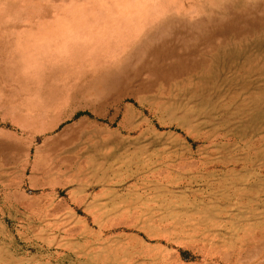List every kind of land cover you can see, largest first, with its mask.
Returning a JSON list of instances; mask_svg holds the SVG:
<instances>
[{
    "label": "rangeland",
    "instance_id": "obj_1",
    "mask_svg": "<svg viewBox=\"0 0 264 264\" xmlns=\"http://www.w3.org/2000/svg\"><path fill=\"white\" fill-rule=\"evenodd\" d=\"M262 1L175 0L174 5L177 12L227 5L243 18ZM74 3L0 0V36L23 30L41 14L62 17ZM220 22L211 27L218 29ZM222 25L226 34L212 36L193 52L201 57L197 67L168 82L151 77L146 87L133 82L120 96L88 91L73 101L64 96L38 101L37 91L11 89L0 80V243L16 254L0 247V264H63L57 258L62 248L51 250L52 259L35 258L31 243L39 238L53 243L51 234L39 230L47 224L32 223L22 215L24 208L15 215L4 195L17 189L34 194L27 184L13 183L28 171L36 147L54 144L49 142L55 137L63 140L65 129L79 128L83 114L101 125L117 110L114 126L126 134H119L112 163L120 177L133 179L134 191H125L140 200L135 216L116 219L103 237L86 234L91 238L83 245L104 244L110 256L103 259L104 252L92 247L78 264H264V20ZM2 55L0 65L7 60ZM126 106L135 109L131 117ZM86 143L96 146L97 138ZM74 145L77 151L79 142ZM86 153L87 161H94ZM131 207L123 208L126 214ZM86 222L97 227L105 221ZM29 228L36 229L35 236ZM54 236L57 241L59 233Z\"/></svg>",
    "mask_w": 264,
    "mask_h": 264
},
{
    "label": "bare ground",
    "instance_id": "obj_2",
    "mask_svg": "<svg viewBox=\"0 0 264 264\" xmlns=\"http://www.w3.org/2000/svg\"><path fill=\"white\" fill-rule=\"evenodd\" d=\"M174 2L75 0L62 17H34L23 30L0 36V60L2 53L7 58L0 80L11 89L37 91L38 101L58 96L73 101L88 91L120 96L133 82L141 87L152 83L149 77L168 82L197 67L201 57L193 52L212 36L226 34L225 21L264 20L263 1L243 18L227 5L177 12ZM214 22H220L218 29L211 27Z\"/></svg>",
    "mask_w": 264,
    "mask_h": 264
},
{
    "label": "crops",
    "instance_id": "obj_3",
    "mask_svg": "<svg viewBox=\"0 0 264 264\" xmlns=\"http://www.w3.org/2000/svg\"><path fill=\"white\" fill-rule=\"evenodd\" d=\"M124 113L131 117L135 114V109L133 106H126ZM118 116L117 110L110 117L109 122H101L99 125L88 121L87 114H83L76 124L79 125L77 130L64 132L63 135L68 136L61 139L62 141L55 138L56 141L49 142L54 143L52 145L36 147L28 171L17 175L13 183L15 188L27 184L35 191L34 194L25 196L17 189L14 193L4 195L13 204L14 208L11 212L14 211L15 215H18L17 212L15 213L17 208H24L22 215L29 217L32 223L47 224L39 230L45 235L51 234L53 243L45 244L40 238L31 243L30 247L35 248L37 252L34 255L35 258L44 260L51 257L52 259L56 255L53 256L51 250L62 248L64 253L57 257L61 263L78 264L77 260L88 256L89 249L97 247L104 252V259L107 255L110 256L107 250L109 247H104V244L100 243L83 245L85 238L86 243L91 238L86 234L100 232V237H103L105 231L117 222L116 219L135 216L136 210L133 208L138 205L140 199L136 200L134 195H128L125 191L127 187L130 192L134 191L129 188H133V179L120 177L117 174L118 166L112 163L114 159H117L118 147L115 145L119 134H126L125 131L114 126ZM92 137L97 138L98 144L91 147L86 142L87 138ZM71 138L77 140L68 141ZM74 142L80 144L77 151L68 147ZM86 152L91 153L94 161H87ZM127 205L132 206L131 214H126L123 209ZM22 215L21 218H23ZM87 218H101L105 222L104 225L98 224V228L90 227L89 222H86ZM55 219L60 223L58 226L52 224ZM109 219L115 220L109 221ZM94 228H97L96 231L93 230ZM29 231L33 236L37 233L34 228H29ZM55 233H59L57 241ZM110 238L107 237L106 241H110ZM67 241L70 244L66 243ZM7 244L1 241V249L7 246L8 251L13 252ZM13 254L16 255L14 252ZM51 262L53 264L52 260Z\"/></svg>",
    "mask_w": 264,
    "mask_h": 264
}]
</instances>
